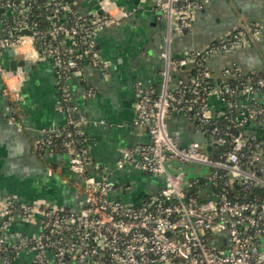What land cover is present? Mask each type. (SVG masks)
Here are the masks:
<instances>
[{
    "label": "built area",
    "instance_id": "2783aa9c",
    "mask_svg": "<svg viewBox=\"0 0 264 264\" xmlns=\"http://www.w3.org/2000/svg\"><path fill=\"white\" fill-rule=\"evenodd\" d=\"M35 1L0 0L5 17L0 26L11 19L7 34H0V51L11 48L30 61L51 59L64 124L45 135L41 148L68 155L70 170L83 180V206L74 211L20 201L2 204V228L15 214L41 222L36 234L19 236L13 245L0 237L3 264H22L18 258L25 249L33 254L32 261L25 264H264L261 142L246 133L250 122L264 125V100L255 98L264 90V70L244 74L225 68L221 77L213 78L206 66L209 58L248 44L259 30L250 26L236 29L204 48L172 57L168 48L171 34L189 29L203 1L155 0L167 22L165 66L157 88L134 86L133 125L145 130L148 141L124 149L116 167L130 164L163 176L164 185L132 205L110 198L112 182L89 172L91 160L82 132L85 120L65 84L70 75L81 76L85 65L102 66L94 34L113 20L112 3L96 0L102 12L82 17L73 0H45L48 29L44 32L29 20ZM21 28L31 29V34H17ZM170 68H189L187 81H172ZM0 76L3 94L18 100L22 70L0 65ZM92 92L87 89L88 95ZM213 99L220 105L212 104ZM174 116L183 117L206 140L175 139L169 131ZM54 137L61 139L62 149L54 150ZM189 162L206 165L208 171L188 180L182 179L184 173L172 171Z\"/></svg>",
    "mask_w": 264,
    "mask_h": 264
},
{
    "label": "crops",
    "instance_id": "0c3cea01",
    "mask_svg": "<svg viewBox=\"0 0 264 264\" xmlns=\"http://www.w3.org/2000/svg\"><path fill=\"white\" fill-rule=\"evenodd\" d=\"M109 1L113 20L94 34L102 66L85 65L81 76L70 75L65 84L85 120L82 132L91 160L89 172L112 182L110 198L138 205L163 187L164 178L130 164L117 168L116 161L124 149L148 141L145 130L133 125L134 86L139 83L154 87L160 82V72L165 66L167 22L158 12L155 0ZM202 1L203 7L189 29L171 34L168 43L171 56L204 48L236 29L250 26L259 30L258 35L230 53L209 58L206 66L213 78L221 77L225 68L244 74L264 70V0ZM96 3V0H73L74 9L82 17L88 16ZM14 58L21 57L15 54ZM9 60L7 51H0V65L9 69ZM21 70L24 81L18 100L3 94L0 76V206L7 201H20L78 211L83 206V180L70 170L67 154L49 153L41 148L45 135L64 124V114L57 102L58 80L53 63L49 58L38 59L27 72ZM189 72V68H170V78L187 81ZM88 88L93 90L90 95ZM255 98L263 101L264 90ZM211 103L220 105L215 99ZM173 119L171 128L175 134L179 133L178 140L192 139L194 127L183 117L174 116L170 120ZM246 133L261 142L260 165L264 170V125L250 122ZM40 224L39 218L26 220L15 214L10 224L2 228L0 218V237L5 244L13 245L19 236L36 234ZM32 258V251L25 249L18 262L30 263Z\"/></svg>",
    "mask_w": 264,
    "mask_h": 264
},
{
    "label": "trees",
    "instance_id": "16d2710c",
    "mask_svg": "<svg viewBox=\"0 0 264 264\" xmlns=\"http://www.w3.org/2000/svg\"><path fill=\"white\" fill-rule=\"evenodd\" d=\"M44 1L45 0H36L34 2V4L31 7L29 20H30L31 24H33V26L36 29H40V30H43L44 32H46V30L48 29V20L46 19V15L48 13L44 10ZM69 1H71V0H69ZM0 19L4 20L5 17L3 16ZM10 21H11V19H7L6 21H4V24H2V26H0V34H3V32L6 33L7 31H9V29H7V26L10 24ZM3 29H5V30H3ZM154 85H155L154 87L157 88L159 83H157V85L156 84H154ZM169 128H171L170 125H169ZM170 133L173 135V137L175 139H178L179 133L175 134V131H173L172 128L170 129ZM53 139L57 143L54 150L57 151L59 149H62L61 145L59 144L61 139H58L57 137H54ZM260 193L262 195L264 193V191L260 192Z\"/></svg>",
    "mask_w": 264,
    "mask_h": 264
},
{
    "label": "water",
    "instance_id": "95a60500",
    "mask_svg": "<svg viewBox=\"0 0 264 264\" xmlns=\"http://www.w3.org/2000/svg\"><path fill=\"white\" fill-rule=\"evenodd\" d=\"M0 11H3V9H0ZM102 12L100 5L98 3H96V5L92 8V10H90L89 15H97L100 14ZM17 34L19 35H30L31 34V29L29 28H21L20 30L17 31ZM8 55L10 56V60H9V69L12 71H16V69L18 67H20L21 69L24 70V72H27L29 70V68L32 66L33 61H26L23 58L17 59L14 58L16 52L11 49L8 48L6 49ZM192 139L194 141H205L206 138L202 135L201 132H194L192 135Z\"/></svg>",
    "mask_w": 264,
    "mask_h": 264
},
{
    "label": "rangeland",
    "instance_id": "374dc122",
    "mask_svg": "<svg viewBox=\"0 0 264 264\" xmlns=\"http://www.w3.org/2000/svg\"><path fill=\"white\" fill-rule=\"evenodd\" d=\"M171 122H174L170 120L169 125L171 126ZM171 128H169L170 131ZM173 172L179 171L178 173H184L182 176V179H191V178H197V177H202L207 171H208V166L203 165V164H198V163H184L180 165L179 167H175Z\"/></svg>",
    "mask_w": 264,
    "mask_h": 264
}]
</instances>
